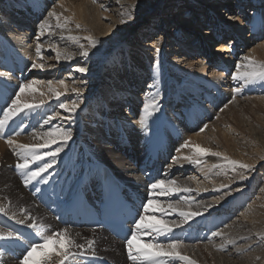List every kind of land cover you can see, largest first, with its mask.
I'll use <instances>...</instances> for the list:
<instances>
[{"label": "bare ground", "instance_id": "1", "mask_svg": "<svg viewBox=\"0 0 264 264\" xmlns=\"http://www.w3.org/2000/svg\"><path fill=\"white\" fill-rule=\"evenodd\" d=\"M243 1L240 0V2ZM247 1L252 5L240 8L242 4L237 0H206V2L205 0H188V3L180 6L181 8L174 13L177 15L185 8L188 11L186 15H190L191 18L183 17L182 23L173 25L176 27L173 31V37L165 38L166 40L163 36L170 31L167 32L169 27L167 25L171 18H167L169 12L165 10L163 12V9L158 8L162 13L157 15L160 20L157 23L159 27L156 29L159 32L156 40L145 41L139 39V35L131 34V30L127 29L130 27L128 24L130 19L121 15L125 10L132 9L129 0H95V2L92 0H0V119H2L3 110L10 106L12 100L16 98L13 91L18 93L20 90L21 83L17 82L20 73V79L28 77V83L33 80L39 82L33 85L31 89L26 90L20 98L23 102L26 101V104L40 105L32 109L25 108L9 121L6 128L0 130V208L4 209V211H0V234L6 237L0 239V264H20L23 255L30 247L23 234L36 235L41 239L42 236L65 229L76 244L84 245L83 248L72 247L71 252L74 255L70 256L65 264L97 263L96 257L111 264H133V261L128 259L126 240L113 239L107 232L100 229L65 225L58 221L54 214L56 201L65 202L77 184L81 183L87 189H92L91 187L96 184L99 177L98 167L101 165H105L113 171L126 186V189L134 193L139 201H142L139 215L144 214L143 205L148 199L156 200V207L162 206L164 208L163 212L157 210L155 213L158 214L159 219H164L168 223L172 232L166 235L152 233L155 235V238L151 239L154 243L162 237L161 240L163 241L175 240L179 231L186 232V235L194 234L195 237L197 232L201 231L199 240L205 239L211 242L197 246L196 249H193L190 243H188L189 245L181 244L178 249L180 254H186V257L194 261L195 264H205L203 258L207 255H211L213 258L211 263L206 261L208 264H264V183L260 185L257 181L261 173L264 181V159L262 160L264 158V151H262L264 149V128H262V132L254 133L255 135L245 134L246 131L251 133L250 131L256 129V127L251 126L253 124L248 123L253 120L256 121L255 118L258 120L260 114L252 120L249 115L248 117L240 115L243 118L239 121L235 109L240 107L238 105L241 104L238 102L240 99L226 103L224 112L235 123H232V129H226L227 127L223 128L225 125L218 121L206 122L209 131L215 132L213 136L216 134L217 140L215 142L211 139H205L203 133L195 134L194 128L191 129V126L199 123L198 119L201 113L204 112L206 118L211 116L209 110L203 108V104L193 105L183 112L180 110L174 112L165 110L162 104L157 101L162 95L165 97L164 95L169 89L168 80L177 81V73H180L179 77L183 76L181 70L191 74L190 77L185 74L187 82L184 86L182 85L181 91H191L198 98V90L202 86H206L207 83L209 88H211L210 86L218 88L216 86L221 85L220 81L224 78V73L209 74V77L204 76L206 64L211 63L212 66L217 67L218 63L226 62L223 57L226 56L227 52L230 54L237 53V49L234 48L238 47L236 41L244 47L245 54L241 56V60L246 62L244 58L249 57L251 61L257 64H264V0ZM48 2L50 4L54 2V6L46 13L45 9L49 4ZM164 7L166 4L162 6V8ZM172 7L174 6L172 5ZM213 7L221 8L224 12L230 10L235 12L233 19L237 22L235 23L237 27L231 26L232 22L229 24V29L227 24L223 25L224 22H221L214 15ZM52 11H55L60 17L59 21L49 15ZM205 14L210 17H206ZM38 15H41L40 20L36 19ZM198 16H201L202 19L200 20ZM34 18L36 20H32ZM191 19H193L195 36L194 32L192 34L188 28L193 26ZM45 20L48 21L50 27L46 28L44 34L40 36L39 25ZM65 20L69 21L66 25ZM185 20L187 23H184ZM31 21H35V23H31ZM203 22H205V27L209 25L206 22L213 23L210 24V28L202 31L198 26L204 27ZM58 23L65 26L63 28L57 27ZM77 24L80 25L79 28L76 27ZM214 27L217 29V33L214 32V38L220 40L216 47V51L219 53L213 55L212 52H209L211 56L207 62H204L206 58L203 57L196 61L191 60L192 52L207 53L210 41L213 40ZM180 28H184V30ZM245 30L246 33H243ZM199 31L204 37L202 40ZM37 36H40L39 41L36 39ZM70 36L78 37V43L69 39ZM89 36L97 41L95 47H91L90 42L86 39ZM176 36L180 39L175 38ZM173 39L177 42L176 45L173 44V41L170 42ZM37 43L42 46L40 56H37L35 52ZM80 44L89 51L88 57L80 56ZM134 45L138 47L137 50L132 48ZM110 49L112 52L108 54L107 51ZM56 51L61 53L59 61L56 59ZM131 52H135L138 57L131 56ZM64 53L71 54V58L66 59ZM126 58L128 59L127 62L124 60ZM140 58L143 61H154L157 64L153 71L148 73V76L146 71L141 70L136 64V60ZM163 60L171 64L172 69L170 71H163L161 65ZM34 63H42L44 68H33ZM79 67L86 68L84 72L87 74L86 77L77 71ZM65 69L67 71L61 73ZM160 73L162 76L159 77ZM233 75L228 79H223L224 87L221 89L224 90L226 87L233 86L237 81L232 79ZM60 80L65 81L67 88L59 85ZM49 81H52L53 88L62 93L59 99L49 92ZM143 81L145 83L151 82V84L147 85V93L143 95L142 99L143 103L139 102L140 110L135 111L136 121L133 117L112 120L113 117L105 113L108 108L106 98H112L115 94L125 96V98L127 96L129 101L138 100L133 97L135 90L132 89L141 87L140 84ZM156 82L159 85L156 87L157 90L149 87H155L153 83ZM241 84V81L236 83V85ZM99 85L101 86L100 89L95 90ZM114 87H118L119 91L112 90ZM73 88H80L83 91L77 96L72 91ZM160 88L163 89L160 90ZM263 89L264 82L256 81L247 87H243L242 92L244 91L245 95L248 93L255 94V98H250L247 102L251 106L256 105L254 108L262 111L261 116L264 117V95H259ZM161 91L165 93L162 94ZM218 92L221 94L213 97V99H209L208 93H205L210 106L215 104L217 107V103L225 101L223 97L227 92H220V90ZM101 93L105 95L103 99L100 98ZM213 93L217 95V90L214 89ZM237 94L239 96L240 92ZM179 95L173 93V101L177 102V99H180ZM139 99L141 100V98ZM73 100L79 104V107L75 113H72L73 119L68 120L69 113L61 109L59 105L60 103H71ZM153 100L156 102V108L149 110L151 115L141 125L139 121L144 117V104ZM20 104L24 105L22 101ZM87 104H89L90 109L85 107ZM97 107L100 109L98 110ZM33 109L35 110L33 111ZM37 112H43L46 116L39 118L35 114ZM56 113L60 115L46 124L45 121L49 117L55 116ZM96 116L98 117L96 118ZM263 117L261 118L263 119ZM16 119L21 120L24 127L17 126V124L20 125V121H17L16 124ZM56 121L61 126L55 124ZM64 123L70 124L71 127L68 129L72 133V138L66 143L58 142L40 149L41 153L52 152L59 146L62 151L55 157L54 162L52 157H46L45 161L32 164L30 166L32 170L44 162L52 163V167L36 180L25 184L26 172H22L15 166L21 162L16 155V152L19 151L16 145L43 143L46 132L57 126L64 128L62 126ZM100 123L103 128H100ZM199 124L201 127L203 123ZM246 124L247 129L242 130ZM10 128L13 130L12 134L4 137L3 133ZM117 128H119V132ZM180 128L184 129V135L182 132L180 133ZM106 131H109L110 139L106 137ZM121 136L124 137V140ZM8 139L14 140L16 144L10 146L7 143ZM127 141L131 143V147H125L122 144V142ZM185 141H191L193 146L200 145L202 148L211 150L213 153H220V155H205L203 158L204 156L202 157L194 147L182 148L181 146ZM105 142H110L111 147L106 146ZM89 146L91 149L94 147L97 152H100V155L93 152ZM133 146L134 148H132ZM113 149L123 154L119 155ZM166 153L174 156L172 163L159 165L160 163L155 158L164 156ZM221 155L222 157L224 155L233 156L240 163L235 167L231 163L230 166L228 163L222 165L223 158ZM184 157H191L192 159L186 160ZM194 160H199V163H194ZM200 163L203 164L199 165ZM133 164H136L137 167ZM240 164H246L250 167L245 169L240 167ZM230 167H232L234 178L237 177L236 180H238L235 183L225 179L227 178L225 174ZM177 168L183 172L187 169L195 170L196 174L200 178L202 177L201 182H197L196 185H199L200 188L214 187L213 192L215 193L222 192L224 188L229 189L226 191L228 196H222L220 203H216V200L206 196L207 190L201 191L193 187L189 182L190 180L182 176L183 172L174 171ZM173 171L174 174H172ZM158 172L160 173L159 180H175L177 182L176 185L166 184L164 186L169 193L168 195H161L160 189L155 190V194H153V190L150 188L152 183L158 181H150V176L152 173ZM193 176L195 175L192 174ZM241 176L245 179H241ZM205 178L210 180V183L204 185ZM246 185H248L247 188H245ZM56 186L61 189L60 195L56 194L54 190ZM234 187L237 188L234 189ZM177 188H188L191 191H174ZM217 189H219L218 192H216ZM253 189L261 191L260 203L257 205L258 201H256L249 204V207L242 212V217L245 219L239 218L230 224L228 223L229 227H227L230 229L219 227L224 223V216L227 218L230 215L228 210L239 207V203ZM62 193L65 195L62 196ZM192 201H194L193 204H191ZM169 204L175 205V208L169 209L167 207ZM247 204L248 201L246 200L242 207L247 206ZM181 211L199 213V215H192L190 219L184 221V218L179 215ZM224 211H227L226 215ZM151 212H148V215ZM217 215L219 216L217 217ZM176 224H179V227ZM215 232H220L222 235L214 236L213 233ZM7 233H12V236L7 237ZM145 237L143 240L146 239ZM187 237H184V241H188ZM143 240L139 242L140 247L145 246ZM88 241L94 243L89 246ZM100 247L102 249L99 250ZM246 248H250V251L243 253ZM48 251H51V248ZM204 252L207 254L206 256L203 255ZM232 256L238 257L232 258ZM60 259L61 257L53 255L50 264H59ZM159 259L164 260L165 264L178 263L168 257H160ZM179 261L188 264L187 261Z\"/></svg>", "mask_w": 264, "mask_h": 264}, {"label": "rangeland", "instance_id": "2", "mask_svg": "<svg viewBox=\"0 0 264 264\" xmlns=\"http://www.w3.org/2000/svg\"><path fill=\"white\" fill-rule=\"evenodd\" d=\"M53 1H56V0H53ZM93 2H95V0H92ZM130 2H131V8L133 9V6H134V10L132 11V19H130L129 20V22H128V24L130 25V27H128L127 29L128 30H131L130 32H131V34L132 33H135V35L137 34V35H139V39H141V40H148V41H150V40H152V39H155L156 40V37H157V34H158V29H156V28H158L159 26H158V22H159V17H157V15H161V11L159 10V9H163V12H164V10L165 11H167V12H169V14L167 15V18L168 17H170L171 18V20L169 21V24L167 25V32L169 33H167L165 36H163L164 37V40H166V39H170L171 37H173V31L176 29V27H174L173 25H175V24H177V23H182L181 21H182V19H183V17H187V19H189V18H191L190 17V15L188 16V15H186V13H188V11L184 8V10L181 12V13H179V14H175L176 12L175 11H177L178 9H180L181 7L180 6H184L186 3H188V0H129ZM163 1V2H162ZM239 3H241L242 5L240 6V8H245L246 6H251L252 4H249L248 3V1L247 0H244L243 2H240V0H237ZM134 2V3H133ZM205 2H206V0H205ZM49 4L46 6V13L48 12V11H50L51 9H52V7L54 6L53 4H54V2L53 3H51L50 4V2H48ZM164 4H166V7H164V8H162V6H164ZM169 4H171V6H169ZM161 5V6H160ZM172 5L174 6V7H172ZM260 5V4H259ZM167 7H170L169 9H166ZM142 8V9H141ZM159 8V9H158ZM132 9H130V10H132ZM213 10H214V13H210V14H214V15H216V17L217 18H219L220 19V21L221 22H224V24L223 25H225V24H227V27H228V29L230 28L229 27V24H230V22H232L231 23V26H233V27H237V24L235 25V23H237L236 21H235V19H233V15H235V12H233L232 10H230V11H228V12H224L223 11V9H221V8H216V7H213L212 8ZM242 11V10H241ZM175 12V13H174ZM238 14H239V12H237ZM236 13V14H237ZM151 14H153V16H151ZM190 14V13H189ZM193 14V13H192ZM43 16L45 15V14H42ZM42 16V17H43ZM205 16L206 17H210L209 15H207V14H205ZM199 18H200V20L202 19L201 18V16H198ZM21 18V17H20ZM26 18H27V16H26ZM229 18V19H228ZM28 19V18H27ZM36 19L38 20H40L41 19V15H38L37 17H36ZM35 18L34 19H32V20H36ZM192 20L193 19H191V23H192ZM186 21V20H185ZM31 23H35V21H31ZM184 23H187V21L186 22H184ZM207 24H209V25H206L207 27H205L204 26V24H205V22H203V26L204 27H201V26H198L199 27V29H201L202 31L203 30H205L206 28H210V24L211 23H213V22H206ZM193 24V23H192ZM172 25V26H171ZM212 26V25H211ZM194 27V24H193V26L191 25L190 27H188L189 28V30L191 31V33L192 32H194L195 31V29L193 28ZM213 28V27H212ZM178 29V28H177ZM181 29V28H180ZM214 29H216L215 27H214ZM234 29V28H233ZM8 30H11L10 28H8ZM181 30H184V28H182ZM207 30H209V29H207ZM213 32H215V33H217V29L216 30H213ZM243 33H246V30L245 31H243ZM193 34V33H192ZM199 35H201L202 37H200V39L202 40V39H204V37H203V35L201 34V31H199ZM194 36H195V32H194ZM214 36H215V34L213 33V40H211L210 41V39H209V41H210V44H209V46H208V51H207V53H203V52H199V53H197V52H195V53H193L192 52V54L190 55V58H191V60H193V61H196V60H198L199 58H201V57H203V58H206L205 59V61L204 62H207V59L209 58L210 59V53L209 52H212V54L213 55H216V54H218L219 53V51H216V47L218 46V43H219V41L220 40H215V38H214ZM196 37H198V35H196ZM166 38V39H165ZM175 38H177V39H180V37H175ZM230 39V38H229ZM229 39H227L228 41H230ZM188 40H191V39H188ZM168 41V40H167ZM173 41V44H175L176 45V41H175V39H173V40H170V42H172ZM228 41H227V43H228ZM237 42V46L238 47H234L235 49H237V53H234V54H230L229 52H227L224 56L225 57H223L225 60H226V62H222V63H218V66L217 67H215V66H212L211 65V63H209V64H206L207 65V68H206V70H205V74H204V76H208L209 74H214V75H216L217 73H224V80L225 79H228V77H230L231 75H233V74H235L236 73V71H237V68H236V66L237 65H242V64H245L246 62H244L243 60H241L242 59V57L241 56H243L244 54H245V52L243 51L244 50V47H243V45L241 44V43H239L238 44V41H236ZM235 42V43H236ZM162 43H163V41H162ZM99 46V45H98ZM101 46V45H100ZM236 46V45H235ZM101 48V47H100ZM133 49H138V47L137 46H133L132 47ZM111 50V51H110ZM110 50H108L107 51V53L108 54H110L111 52H112V49H110ZM149 50H150V48H149ZM114 51V50H113ZM131 51V50H130ZM206 52V51H205ZM225 53V52H224ZM118 55V54H117ZM135 55V52L134 53H132L131 52V56H134ZM231 55V56H230ZM119 56V55H118ZM136 56V58L138 57L137 55H135ZM168 56H169V54H168ZM218 56V55H217ZM228 56H230V57H228ZM112 57V56H111ZM163 57V56H162ZM219 57V56H218ZM226 58H228V59H226ZM108 59H110V58H108ZM160 59H162V58H160ZM126 62L128 61V59L126 58V59H124ZM136 64L138 65V67L141 69V70H145L146 71V74H147V76L149 75L148 73L150 72V71H153V69H154V67L157 65V64H155L154 63V61H147V60H145V61H143V59H138V60H136ZM162 67H163V71H170L171 69H172V66H171V64L170 63H167L165 60H163L162 61ZM131 67H133V65H131ZM66 69H68V67H66ZM63 70L61 73H64L65 71H67V70ZM245 69L243 68V67H241V69H240V71H244ZM59 71H61V70H59ZM79 72V71H78ZM180 72V71H179ZM181 72H183L182 73V77H179V75H180V73H177V76H178V78H177V81H174V80H172V79H170V80H168L167 81V85L169 86V89L167 90V93H166V95H164L165 97H163V95L161 96L162 97V99H158L157 101H158V103L159 104H162V107L165 109V110H170V111H174V112H176V110H180L181 112H183L185 109H187L188 107H191V106H193V105H197V106H199L200 105V103H201V105L203 104V108L204 109H208L209 110V112H210V115L211 116H209V118L207 117L206 118V116H204V112L203 113H201V116L199 117V119H198V121H199V123H203L202 124V126L201 127H199L200 126V124L199 123H197V124H194V126L192 127L191 126V129L192 128H194V132H195V134H199V133H203V134H205V139H211L212 141H215L216 142V140H217V138H216V134L213 136V134L215 133V132H213V131H209L210 129H208V127H206L205 128V130L204 131H200V129L201 128H203L205 125H207V123L206 122H213V120L214 121H218V122H220V123H222V124H224L225 126L223 127V128H226V129H229V128H231V125H232V123H235L234 121H233V119L231 118V117H229L225 112H224V110L226 109L225 107V105H227L226 103H228V102H230V101H233V100H239L238 102L239 103H241V104H238L240 107L239 108H237V109H235V111H237L236 112V116L239 118V121L243 118V117H248V115L251 117V120L252 119H254L257 115H259L260 114V117L258 118V120L255 118V120L256 121H251L250 123H248V124H253V125H251V126H254V128L256 127V129H253L252 131H250L251 133H249L248 131H246L245 132V134H247V135H255L254 133H256L257 131H261V130H263L262 128H264V117H263V115L261 116V114H262V111H260V110H256L255 108H254V106L256 107V105H249L248 104V99H250V98H255L254 96H255V94L254 93H248V94H244L243 92H242V88H241V91H240V95L238 96V94H237V92L235 91V89L238 87V86H240V85H236V83H238L239 81H236L234 84H233V86H231L230 88L229 87H226L224 90L223 89H221L222 87H224L223 85H224V82H222L223 81V79L220 81V84L221 85H219V86H216V87H218V88H214V87H212V86H210L211 88H209V84L207 83V81H205L206 83H207V85L206 86H202L201 88H200V90H198L199 91V97L198 98H196L195 97V94L194 93H191V91H186V92H184V91H181V89H182V85L184 86L185 85V83L187 82V79H186V77H185V74L187 75V76H191V74L189 73V72H187V71H185V70H181ZM52 73V72H51ZM81 75L83 74V76L84 77H86L87 76V74L86 73H80ZM86 74V75H85ZM167 74V73H166ZM165 74V75H166ZM20 75H21V73L19 74V77L17 78V82H19V83H21V85H23V84H28V77L27 78H21L20 79ZM99 76V75H98ZM160 76H162V73H160L159 74V77ZM209 77V76H208ZM227 77V78H226ZM87 78H89V77H87ZM86 78V79H87ZM213 78V77H212ZM212 78H210V79H212ZM13 80V79H12ZM15 80H16V78H15ZM89 81V80H88ZM145 81H147V80H145ZM12 84H15V83H12ZM151 84V82H147V83H145L144 81L143 82H141V84H140V86L141 87H139L138 89H132V90H135V92H134V95L135 96H133V97H136L138 100H133V101H129V97H127L126 96V98H125V96H117V95H115L114 94V96L111 98V97H108V98H106L107 100V104H108V108L105 110V113L107 114V115H109L110 117H113L112 118V120H116L117 118H125V119H127L128 117H133V119H134V121H136L135 119H136V117H137V115L135 114V111L137 112L138 110H140V101H141V103H143V95H145L146 93H147V85H150ZM153 85H155V87H153V86H149V87H152L153 89H155L156 87H159V85H158V82H156V83H153ZM204 85V84H203ZM100 85L98 86V87H96L95 88V90H99L100 89ZM146 89V90H145ZM158 88H156L155 90H157ZM161 89H163V88H160V90ZM214 89H216L217 90V95H215V93H213V91H214ZM112 90H114V91H119L118 90V87H114ZM218 90H220V92H227V94L223 97V100H225L224 102L223 101H221L220 103H217L218 104V106L216 107V105L215 104H213V106H210V104H209V101H208V98L205 96V93H208V97H209V99H213V97H215V96H218L219 94H221V93H219L218 92ZM28 94H29V92H27ZM161 93L162 94H164L165 92H162L161 91ZM173 93H177V94H180L179 96H180V99L178 100L177 99V102L174 100L173 101ZM241 93H243V94H241ZM13 94H15V96H16V94H17V92L14 90L13 91ZM31 94H33L32 92H31ZM113 95V94H112ZM259 95H264V89L261 91V94H259ZM105 97V95H104V93H101L100 94V98L101 99H103L104 97ZM15 98V97H14ZM99 98V99H100ZM139 98H141V100L139 99ZM21 100L20 101H22V103L23 104H26L27 102L26 101H24L23 102V100H22V98H20ZM201 99V100H200ZM227 99V100H226ZM246 99V100H245ZM32 102H33V100H32ZM179 102V103H178ZM222 102H223V104H222ZM178 103V104H177ZM30 104H32V105H36L35 103H30ZM246 104H248V105H246ZM243 106V107H242ZM259 106V105H258ZM87 109H90V106H89V104H87L86 106H85ZM242 107V108H241ZM28 109H32V108H28ZM97 109L99 110L100 108H98L97 107ZM35 109H33V111H34ZM44 110V109H43ZM130 111V112H129ZM101 113H103V112H101ZM35 114H37V116L39 117V118H42V117H44V115H45V113L43 114V112H37V113H35ZM105 114V115H106ZM240 115H243V117H241ZM46 116V115H45ZM98 116H96V118H97ZM261 117H263V119L261 118ZM100 119V118H99ZM102 119H103V117H102ZM17 121H20V125H18L17 124ZM198 121H196V122H198ZM229 121V122H228ZM263 121V122H262ZM22 121L21 120H19V119H16V124H17V126H23V122L21 123ZM255 123V124H254ZM15 124V125H16ZM55 124H57L58 126H61V124H59L57 121L55 122ZM101 124V123H100ZM99 124V125H100ZM65 129H70V124H68V123H64L63 125H62ZM24 127V126H23ZM94 127V126H93ZM103 128V126H102V124L100 125V128ZM244 128V129H243ZM68 129V130H69ZM232 129V128H231ZM247 129V124L246 125H244L243 127H242V130H246ZM183 130V131H182ZM117 131L119 132V128H117ZM233 131V130H232ZM182 132V134L184 135V129L183 128H180V133ZM186 132H188L187 130H186ZM207 132V133H206ZM262 132V131H261ZM24 133V132H23ZM219 133H222V132H219ZM230 133V132H229ZM78 134V133H77ZM81 136V135H80ZM237 136V135H236ZM106 137L107 138H111V135H110V133H109V131H106ZM122 138H123V140H124V137L123 136H121ZM237 137H239V135L237 136ZM186 138H187V135H186ZM185 138V139H186ZM221 138V137H220ZM108 139V140H109ZM188 139V138H187ZM27 142H29V141H27ZM129 141H127V142H122V144L125 146V147H131V143H128ZM36 144H41V143H36ZM120 144V143H119ZM105 145L106 146H109V147H111L110 145V142H105ZM90 147V146H89ZM132 148H134V146L132 147ZM90 149H91V147H90ZM93 152H95V153H97V154H99L100 155V152H97L95 149H94V147H93V149H91ZM95 150V151H94ZM115 152H118V151H116L115 149H113ZM262 151H264V149L262 150ZM175 151L173 150V153H174ZM210 152V153H209ZM211 150L210 151H208L207 153H204V154H201V156L203 157V158H205V155H212L211 154ZM119 153V155H122V154H120V152H118ZM197 153V152H196ZM213 153V152H212ZM225 156V155H224ZM222 157V155H221V158H223V161H222V165L223 164H227L228 163V165L230 166V163H229V161H236L237 163L235 164V165H237V164H239L240 162L238 161V160H236V159H234V157L233 156H229V158H227L226 159V161H225V157H228V156H225V157ZM174 156H171V154H168V156H167V158L165 157V156H157L155 159L160 163V165L161 164H166L167 165V163H168V165H170L169 163H172V161H173V158ZM232 157H233V159H232ZM232 160H231V159ZM264 158H262V160H263ZM227 160H228V162H227ZM203 163H200L199 165H202ZM134 166H136V164H133ZM235 165L233 164V167H235ZM137 167V166H136ZM137 169V168H136ZM232 167H230L229 168V170L227 171V174H225L226 176H227V178H225L227 181H229V180H231V182H233V183H235V182H237L238 180H236V178L237 177H235L234 178V174L232 173ZM179 171V172H183V171H180L178 168L177 169H174V171ZM234 170V169H233ZM162 171H164V170H162ZM174 171L172 172V174H174ZM193 170H185L184 172H183V175L182 176H185V177H187L188 178V180H190L189 182H191V185L193 186V187H195V188H197V189H199V190H201V191H206L207 190V192H206V196L208 197V198H212L213 200H216V203H220V198L223 196H228V193H226V191L227 190H229V189H223L222 190V192H218L219 191V189H217L216 190V192H218V193H215V192H213V189H214V187H212V188H206V187H201L200 188V186L199 185H196L197 184V182H201V180H202V177L200 178V176L199 175H197L196 173L197 172H195V170L192 172ZM186 172H188V173H186ZM172 174H171V176H172ZM192 174L193 175H195V176H193L192 177ZM262 174V173H261ZM259 175V180H257L259 183H260V185L261 184H263L264 183V181L262 180V175ZM190 178V179H189ZM160 178H157V179H154V180H159ZM223 179V178H222ZM205 180V183H204V185H206V184H208V183H210V180H207L206 178L204 179ZM224 180V179H223ZM229 185H231V184H229ZM248 187V185H246L245 186V188H247ZM237 187H234V189H236ZM225 190V191H224ZM261 191L260 190H257V189H253L251 192H250V194H248V196L246 195V197H245V199H243V201H241L240 203H239V207H235V208H232V209H230V210H228V214H230L227 218L224 216V223H223V225H221V226H219V227H222V228H228L229 227V224L231 223V222H233V220H237V219H245L244 217H242V212H244V210L246 209V208H248L249 207V204H251L252 202H256V201H258L257 202V205L260 203V200H259V197H260V195H261V193H260ZM213 193H215L214 195H213ZM223 195H222V194ZM216 195H217V197H216ZM222 197V198H223ZM248 201V204H247V206H243L242 207V204H244V201ZM177 201H179V200H177ZM147 203V202H146ZM194 203V201H192V203L191 204H193ZM151 211V210H150ZM149 211V212H150ZM224 213H225V215H226V213H227V211H224ZM156 214V218L157 219H159V217H158V214L157 213H155ZM148 215V214H147ZM150 215V216H149ZM149 217H151V216H153L154 215V213L153 212H151V213H149ZM212 215V214H211ZM219 215H217V217H218ZM164 220V219H163ZM229 223V224H228ZM228 226V227H227ZM228 229H230V228H228ZM199 234H201V231H198L197 232V235H196V237H195V235L194 234H187L186 235V232H185V234L183 235V237L182 238H179V239H176V240H179V241H181L182 243L181 244H188V243H190V245L192 244V246H193V249H196L197 248V246H200V245H203V244H207L208 242H211L210 240H208V241H206L205 239H202V240H199ZM188 235H190V239H188V241L187 240H185L184 241V237H187ZM146 239H144L143 240V243L146 245L149 241H151V239H154L155 238V235L154 234H151L150 236H147V237H145ZM163 238V237H162ZM162 238H160L158 241H156V243H163V244H167V242L168 241H163V240H161ZM192 240H194V241H192ZM187 241V242H186ZM152 242H154L153 240H152ZM186 242V243H185ZM198 242H206V243H198ZM189 245V244H188ZM251 248V247H250ZM250 248L248 249V248H246L245 250H244V252L243 253H248L249 251H250ZM100 249H102L101 247L99 248V250ZM151 250H153V249H151ZM199 251H202V250H199ZM246 251V252H245ZM198 252V251H197ZM223 253L225 252V251H222ZM98 253H99V251H98ZM100 254V253H99ZM182 256H186V254H181ZM203 255L204 256H206L207 254L204 252L203 253ZM238 256H232V258H237ZM212 256L211 255H207L205 258H203V261H204V263L205 264H208V263H211L212 262ZM171 260V259H170ZM174 260H176V262H178L177 264H185L184 262H181V261H179V259H174ZM206 261H208V263L206 262Z\"/></svg>", "mask_w": 264, "mask_h": 264}, {"label": "snow or ice", "instance_id": "3", "mask_svg": "<svg viewBox=\"0 0 264 264\" xmlns=\"http://www.w3.org/2000/svg\"><path fill=\"white\" fill-rule=\"evenodd\" d=\"M134 10V6L132 10H125L121 13L122 16H126L128 19H132V11ZM50 16L55 17L58 21L60 17L56 14L55 11L49 13ZM69 21L65 20V25ZM124 22V21H122ZM65 25L57 24V27L63 28ZM40 36L44 34V30L49 28L50 25L47 20L43 21L40 25ZM77 28L80 27L79 24L76 25ZM40 36H37L36 39L39 41ZM69 39L76 41L78 43L79 38L70 36ZM86 39L90 42L91 47H95L97 41H95L92 37H86ZM81 51L80 56L88 57L89 51L84 48L82 44L79 45ZM42 50V46L37 43L35 52L37 56H40ZM159 51V49H157ZM66 59L71 58V54L64 53ZM61 58V53L56 51V59L59 61ZM244 60L247 62L243 65H237V71L232 76L233 80L241 81L242 84L238 86L235 91L239 93L241 88L247 87L256 81L264 82V64H257L249 57H245ZM33 68L43 69L44 65L42 63L32 65ZM241 67L245 70L240 71ZM77 71L84 73L86 68L79 67ZM38 81H31L28 84H23L20 86L19 92L16 94V98L12 100V104L8 106L5 110H3L2 119H0V130L6 128L9 124V121L13 119L16 115H18L21 111L25 108H33L39 107L40 105H32V104H20V97L21 95L28 89H31L33 85L38 84ZM59 85L67 88L64 80H60ZM48 89L49 92L53 93L57 99L62 95L61 92L57 91L52 86V81L48 82ZM72 91L79 96L83 89L80 88H73ZM59 107L63 109L65 112L69 113L67 119L72 120L73 116L72 113H75L76 109L79 107V104L73 100L71 103H60ZM156 108L155 100L151 102H147L144 104L143 111L144 117L140 119L139 123L143 125L145 123V119L151 115L150 109ZM59 113H56L55 116L49 117L45 123H49L52 119H55L59 116ZM207 125L200 129V131H204ZM72 138V133L70 130L62 128V127H53L50 131L44 134V142L41 144H19L16 147L19 149L16 152V155L19 157L21 162H18L15 166L17 169L21 170L22 172H26L25 176V184L32 180H36L38 177L41 176L42 173L47 171L49 168L52 167V163L44 162L42 165H38L35 170L31 169L32 164H36L38 161H45L46 157H52L53 162L55 157L62 151L61 147H56L52 152H44L41 153L39 150L49 147L51 144H57L58 142L66 143L68 140ZM7 143L11 146L16 144L14 140L8 139ZM182 148H189L194 147L195 150L200 153L204 154L207 153L209 150L202 148L200 145L193 146L191 141H185L184 144L181 146ZM214 156H219L220 153H211ZM186 160H191V157H184ZM227 159V157H225ZM194 163H199V160H194ZM231 164H236V161H229ZM242 168H249V165L240 164ZM241 179H245V177L241 176ZM175 180H158L150 185V188L153 190V194H155V190L160 189L161 195H168V191L165 190L164 186L167 185H176ZM174 191H184L188 192L191 189L183 188V189H174ZM157 201L154 199H148L147 203L143 205L144 214H140L139 218L134 221V231H131V235L126 240L127 245V254L128 259L133 261V264H165L164 260L159 259L160 257H168L170 259H179L187 261L188 264H195L194 261H191L188 257L182 256L178 249L181 246V241L179 240H171L167 244L162 243H154L149 241L144 247L139 246V242L143 240L145 236H150L152 233H156L157 235H166L167 233L172 232V228L169 227L168 223H166L163 219H157L155 215L149 217L147 214L151 210L153 213L159 210L161 212L164 211L162 206H158ZM169 209H174L175 205L169 204L167 206ZM0 211H4L3 208H0ZM179 215L184 218V221L190 219L192 215H199V213H188L181 211ZM179 227V224H176ZM214 236L222 235L220 232L213 233ZM12 233H7V237H11ZM6 238L3 234H0V239ZM94 242L88 241V245L91 246ZM72 247L83 248L84 245L76 244L68 234L67 229L62 231L53 232L52 234L42 236L41 240L38 242H30V247L26 250V254L23 255V259L20 261V264H50L52 260V256L55 255L57 257H61L59 264H65V261L69 259L70 256L74 255L71 252ZM51 248V251H48ZM153 249V250H148Z\"/></svg>", "mask_w": 264, "mask_h": 264}]
</instances>
